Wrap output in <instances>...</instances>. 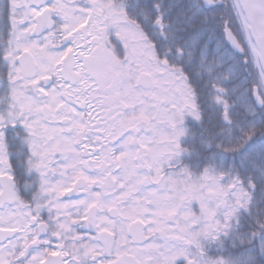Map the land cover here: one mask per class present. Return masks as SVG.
Listing matches in <instances>:
<instances>
[{
	"label": "rangeland",
	"instance_id": "rangeland-1",
	"mask_svg": "<svg viewBox=\"0 0 264 264\" xmlns=\"http://www.w3.org/2000/svg\"><path fill=\"white\" fill-rule=\"evenodd\" d=\"M98 3V0H55L47 6L59 12L61 21L66 25L65 32L71 33L82 23L95 22L103 25L108 33L113 31L129 54L124 64L125 69L114 71L118 79L114 89L121 94L117 104V122L96 123L94 116L98 107L92 100L93 95H90L85 101L86 108L81 111L77 109L76 102H68L60 107L55 103L58 111L63 108L61 116L72 118L75 128L72 135L66 136L61 131L56 134L51 126L40 125L45 136L42 163L53 182L52 189L59 198L73 182L82 178L93 189L68 200L69 206L78 215L86 217L89 209L95 207L98 211V222H108L110 229L121 237L135 219L145 224L149 236L159 232L167 233L169 240L163 244L149 243L144 249L146 253L149 248L161 251V264H173L176 257H184L186 260L191 258L192 264H218L214 261L208 262L203 256L201 259H194L195 256L190 255L187 249L177 246L193 244L194 239H198L201 246L204 241L209 240V228L215 225L214 219L219 212L220 201L224 202L225 198L227 203V189L208 179V176L189 179L173 173L179 164V143L186 132L183 119L195 113L191 96L184 83L153 57L140 31L121 15L123 7L115 0ZM11 4L16 17L27 24L25 28L28 35L39 11L28 8L24 0H9V5ZM18 30L19 28L14 29V34L22 35L23 32L18 33ZM243 39L244 42L248 41L245 34ZM17 40L14 49H25L29 52L37 50V54L48 64L42 66L43 72L52 71L51 62L55 60V53L44 48V43L32 38L25 39V42L21 37ZM245 49L250 64L258 65L253 46L246 43ZM142 74L152 77L154 91L146 92L137 87L136 78ZM254 77L264 100L263 77L255 72ZM20 105L17 103V108L11 110V121L22 113ZM27 110L29 113L24 119L36 120L33 105H29ZM124 130L126 135L116 145L109 144V139L116 138V134ZM128 131L132 132L128 134ZM133 143L136 146L130 148ZM83 147H92L95 152L91 157L83 158ZM53 151L55 154L51 156ZM109 175L117 182V188L113 192L105 185ZM225 204L220 211L228 213ZM56 205L61 207L62 203L57 202ZM109 207H115L119 212L115 221H109L106 216ZM170 214L175 215L173 225L167 220ZM14 226L19 227L15 214H10L5 209L0 210V228ZM18 246H21L20 238L0 246V264L5 263L6 256ZM96 250V245L89 238L82 253L90 255ZM144 258L148 259V264L153 262L149 255Z\"/></svg>",
	"mask_w": 264,
	"mask_h": 264
},
{
	"label": "trees",
	"instance_id": "trees-1",
	"mask_svg": "<svg viewBox=\"0 0 264 264\" xmlns=\"http://www.w3.org/2000/svg\"><path fill=\"white\" fill-rule=\"evenodd\" d=\"M115 1L193 101L175 171L189 179L208 176L227 189L229 212L219 209L202 243L203 257L218 264H264V106L257 108L251 95L259 71L247 53L230 49L222 32L227 24L241 39L237 7L233 0L209 9L200 0ZM8 3L0 1L2 33L11 30ZM190 249L196 253L195 246Z\"/></svg>",
	"mask_w": 264,
	"mask_h": 264
},
{
	"label": "flooded vegetation",
	"instance_id": "flooded-vegetation-1",
	"mask_svg": "<svg viewBox=\"0 0 264 264\" xmlns=\"http://www.w3.org/2000/svg\"><path fill=\"white\" fill-rule=\"evenodd\" d=\"M38 11L39 15L35 19L38 37L48 39L55 53V60L51 62L52 71L41 72L38 64L36 77L30 79L34 71H22L18 59L11 58L6 45L3 50L0 49V52L3 51L0 60V152L4 158L2 175L8 177L13 196L8 210L16 213L15 217L20 220V229L10 240L22 236L18 264H146L143 255H149L153 261L160 262L161 251L149 249L146 253L144 249L151 240L162 242L161 235L166 234L159 233L150 237L145 232L144 242L133 244L128 229L121 237L110 229L108 222L99 225L95 208L92 220L89 213L85 218L75 215L68 199L89 192L92 187L83 182L75 193H71L72 188L64 191L58 198L43 163L40 166L39 161L35 165L33 163L36 157L38 159L43 155L44 147L43 138L39 137L41 129L36 124H50L57 128L56 134L58 131L67 136L74 133L72 118L61 116L63 108L58 111L55 103L60 107L68 102H76L77 109L84 110L86 99L93 95L92 100L98 107L95 122H117L118 117L113 112L116 105L114 88L117 85L114 71L124 68L117 56L112 34L107 33L101 25L92 21L86 22L72 34H66V25L61 21L58 12H52L46 6ZM10 81L12 87L20 90L21 100L26 105H33L39 120L19 121V125L3 121L8 110L5 99L10 93ZM37 106L40 108L37 109ZM123 135L121 132L111 145H116ZM87 149L89 158L95 150L92 147ZM54 154L53 151L50 155ZM17 158H21V161L29 159L31 163L25 166L21 162L16 180L18 192H15L12 162ZM114 185L113 182V187ZM57 202L62 203L61 207L56 205ZM113 210L111 215L106 213L109 221L118 218V212L114 208ZM100 234L109 235V245L104 246L100 241ZM88 236L98 249L91 255L82 253L88 244Z\"/></svg>",
	"mask_w": 264,
	"mask_h": 264
},
{
	"label": "water",
	"instance_id": "water-1",
	"mask_svg": "<svg viewBox=\"0 0 264 264\" xmlns=\"http://www.w3.org/2000/svg\"><path fill=\"white\" fill-rule=\"evenodd\" d=\"M48 1L50 0H26L28 5L31 7H39L42 3H46ZM201 1L205 8L213 7L216 4L215 2H213V0ZM217 2L219 3L220 0H217ZM237 2L247 23L248 33L257 51L258 63L260 65L262 73L264 74V0H237ZM223 33L224 39L230 46V48L234 52L243 55L244 51L242 50V47L239 45L236 38L233 36L226 25L224 26ZM25 57L24 60L27 62V59ZM252 95L256 106L261 107L263 103L260 96L258 95V90L256 87L253 88ZM5 200H9L7 186H4L3 192L0 195V206ZM138 225L139 223H135L130 230V233L132 235L131 237L133 238L134 242H136L135 239L141 235V226ZM12 234L13 232L0 230V243H3Z\"/></svg>",
	"mask_w": 264,
	"mask_h": 264
},
{
	"label": "bare ground",
	"instance_id": "bare-ground-1",
	"mask_svg": "<svg viewBox=\"0 0 264 264\" xmlns=\"http://www.w3.org/2000/svg\"><path fill=\"white\" fill-rule=\"evenodd\" d=\"M138 132H141V131H138ZM134 146H136V143L130 144V148H134Z\"/></svg>",
	"mask_w": 264,
	"mask_h": 264
}]
</instances>
